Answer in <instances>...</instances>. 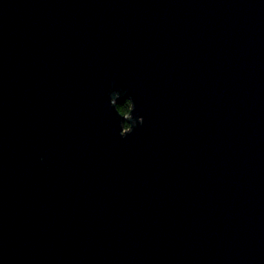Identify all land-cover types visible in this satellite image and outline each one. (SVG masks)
Here are the masks:
<instances>
[{
	"label": "water",
	"instance_id": "1",
	"mask_svg": "<svg viewBox=\"0 0 264 264\" xmlns=\"http://www.w3.org/2000/svg\"><path fill=\"white\" fill-rule=\"evenodd\" d=\"M0 264H264V0H0Z\"/></svg>",
	"mask_w": 264,
	"mask_h": 264
},
{
	"label": "clouds",
	"instance_id": "2",
	"mask_svg": "<svg viewBox=\"0 0 264 264\" xmlns=\"http://www.w3.org/2000/svg\"><path fill=\"white\" fill-rule=\"evenodd\" d=\"M118 91H112L108 94L110 98V104L109 106L113 109V111L118 114L120 117L124 118H129L128 113L132 108V102H131V97H128L124 105L121 106H116L114 103V98L116 95H118ZM133 123H138L139 125L143 124V117H138L136 121H133ZM121 126L123 128V132L120 134L121 138H124V133H127L130 131V127L126 122H122Z\"/></svg>",
	"mask_w": 264,
	"mask_h": 264
},
{
	"label": "trees",
	"instance_id": "3",
	"mask_svg": "<svg viewBox=\"0 0 264 264\" xmlns=\"http://www.w3.org/2000/svg\"><path fill=\"white\" fill-rule=\"evenodd\" d=\"M126 100H127V99H124V100L121 101L120 103H117L116 106H121V107H122V106L124 105V103L126 102Z\"/></svg>",
	"mask_w": 264,
	"mask_h": 264
}]
</instances>
